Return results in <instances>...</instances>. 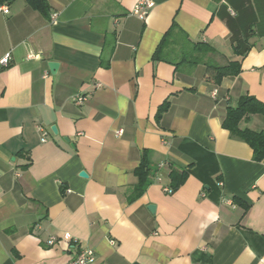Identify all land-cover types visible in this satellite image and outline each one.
<instances>
[{"label": "crops", "instance_id": "crops-1", "mask_svg": "<svg viewBox=\"0 0 264 264\" xmlns=\"http://www.w3.org/2000/svg\"><path fill=\"white\" fill-rule=\"evenodd\" d=\"M47 1V16L0 5V264H71L84 247L93 264H264V159L223 126L242 96L264 104V0H152L145 20L139 0ZM210 59L240 72L210 82ZM239 127L264 132V114Z\"/></svg>", "mask_w": 264, "mask_h": 264}, {"label": "trees", "instance_id": "trees-1", "mask_svg": "<svg viewBox=\"0 0 264 264\" xmlns=\"http://www.w3.org/2000/svg\"><path fill=\"white\" fill-rule=\"evenodd\" d=\"M14 0H0V5L6 3L10 4ZM33 8L40 11L45 16L49 13V3L47 0H26ZM167 36H165L163 42L161 43L158 52L156 54V58L160 55L163 46H165L167 42ZM250 36V35H249ZM248 36L243 38V41L238 39V42L235 46V52L238 55H244L250 50V45L244 42H247ZM244 44V45H243ZM193 48L197 50L199 53H211L214 49L204 43H194ZM198 55L197 57L189 59L193 64H198L202 60ZM206 64V73L205 78L210 82H215V84H220L222 79L227 76L238 75L240 72V62L232 61L228 65H220L216 63L213 59L209 61H205ZM169 107V102H165L161 108L159 109L158 117L166 111ZM250 113H261L264 114V104L255 100V98L251 96H242L239 106L236 108H230L227 116L223 122L224 128L228 129L234 136H237L246 142H248L253 150H254V160L262 161L264 159V132L253 131L250 129H241L239 127L240 121L247 117ZM136 175L139 178V188L144 189L148 184V180L151 174L150 165L144 159L141 165L135 171ZM171 177V187L173 190H178V188L184 184L186 181L188 174L186 171L173 170L170 174Z\"/></svg>", "mask_w": 264, "mask_h": 264}, {"label": "built area", "instance_id": "built-area-1", "mask_svg": "<svg viewBox=\"0 0 264 264\" xmlns=\"http://www.w3.org/2000/svg\"><path fill=\"white\" fill-rule=\"evenodd\" d=\"M153 7H154V2L152 0H139L138 4L133 9L132 13L138 16L140 19L145 20L148 17ZM3 10L5 13H9L8 7H4ZM56 18H57L56 15L52 16L53 20H55ZM10 61H11V55L10 53H8L3 58L0 59V66L8 67L10 65ZM216 93H217V89H215V91H213L212 93L214 97L217 96ZM87 98H88L87 95H78L75 98L76 99L75 102L77 104H82ZM121 132L122 131H119L118 133ZM43 135H44L43 141H46L48 132L43 130ZM170 191L171 190H169L168 192ZM56 239H57L56 237H52L48 241V243L52 245L56 242ZM63 239L65 241L74 243L76 246L80 244V241L78 239L71 237V235H69L68 233L64 235ZM94 261H95L94 251L92 249L84 247L75 254L74 258L71 261V264H93Z\"/></svg>", "mask_w": 264, "mask_h": 264}, {"label": "water", "instance_id": "water-1", "mask_svg": "<svg viewBox=\"0 0 264 264\" xmlns=\"http://www.w3.org/2000/svg\"><path fill=\"white\" fill-rule=\"evenodd\" d=\"M49 66H50V69H51V70H56V69L58 68V63H56V62H50V63H49ZM52 130H53L55 133H57V129L55 128V126L52 127ZM81 175L84 176V177L87 176V174H86L85 171L81 172ZM150 209L153 211V210H154V206H153V205L150 206Z\"/></svg>", "mask_w": 264, "mask_h": 264}]
</instances>
